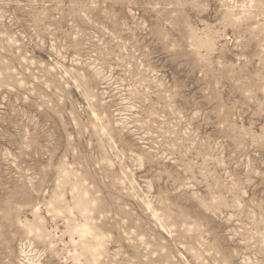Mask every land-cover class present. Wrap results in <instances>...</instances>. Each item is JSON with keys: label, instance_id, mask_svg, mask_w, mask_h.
<instances>
[{"label": "rangeland", "instance_id": "1", "mask_svg": "<svg viewBox=\"0 0 264 264\" xmlns=\"http://www.w3.org/2000/svg\"><path fill=\"white\" fill-rule=\"evenodd\" d=\"M0 264H264V0H0Z\"/></svg>", "mask_w": 264, "mask_h": 264}]
</instances>
